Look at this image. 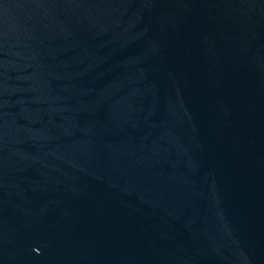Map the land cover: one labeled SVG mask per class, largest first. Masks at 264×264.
Here are the masks:
<instances>
[{
	"label": "water",
	"instance_id": "water-1",
	"mask_svg": "<svg viewBox=\"0 0 264 264\" xmlns=\"http://www.w3.org/2000/svg\"><path fill=\"white\" fill-rule=\"evenodd\" d=\"M0 264H264V0H0Z\"/></svg>",
	"mask_w": 264,
	"mask_h": 264
}]
</instances>
